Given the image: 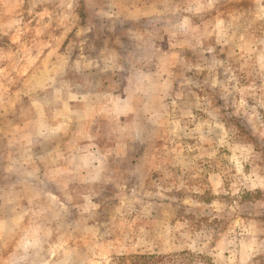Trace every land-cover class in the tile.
<instances>
[{"label": "rangeland", "instance_id": "obj_1", "mask_svg": "<svg viewBox=\"0 0 264 264\" xmlns=\"http://www.w3.org/2000/svg\"><path fill=\"white\" fill-rule=\"evenodd\" d=\"M180 251L264 264V0H0V264Z\"/></svg>", "mask_w": 264, "mask_h": 264}, {"label": "trees", "instance_id": "obj_2", "mask_svg": "<svg viewBox=\"0 0 264 264\" xmlns=\"http://www.w3.org/2000/svg\"><path fill=\"white\" fill-rule=\"evenodd\" d=\"M115 264H216L200 254L180 251L169 254H133L121 256ZM128 261L129 263H125Z\"/></svg>", "mask_w": 264, "mask_h": 264}]
</instances>
